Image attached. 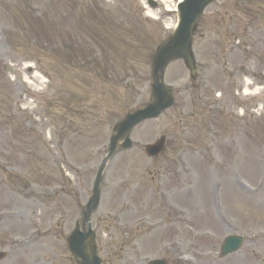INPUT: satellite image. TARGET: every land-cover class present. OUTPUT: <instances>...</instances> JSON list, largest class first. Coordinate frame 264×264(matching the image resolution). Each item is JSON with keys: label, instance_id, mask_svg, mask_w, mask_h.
<instances>
[{"label": "rangeland", "instance_id": "rangeland-1", "mask_svg": "<svg viewBox=\"0 0 264 264\" xmlns=\"http://www.w3.org/2000/svg\"><path fill=\"white\" fill-rule=\"evenodd\" d=\"M205 7L195 72L170 63L173 105L105 169L88 240L101 264H264V0ZM162 8L154 19L143 0H0V264H78L68 239L111 137L154 100L153 61L178 20ZM232 233L247 242L221 259Z\"/></svg>", "mask_w": 264, "mask_h": 264}, {"label": "water", "instance_id": "water-1", "mask_svg": "<svg viewBox=\"0 0 264 264\" xmlns=\"http://www.w3.org/2000/svg\"><path fill=\"white\" fill-rule=\"evenodd\" d=\"M209 0H186L184 4L180 7L181 10V26L179 30L176 32L171 41L166 44L164 47L159 50V54L156 62V70L154 77V89L159 98V104L153 105L148 109L138 112L136 115L130 116L120 129V136L131 126L140 121L144 117H151L154 114L158 113V109L161 106H167L170 104V100L168 101L167 94L165 93V89L163 85L160 83V79H162V73L159 75L158 70H163V67L168 59L175 55H185L186 60L190 62L188 43L190 39V34L192 31L193 23L196 21L199 13L202 10V6L205 5ZM94 200L89 204V210L86 212L85 219L88 216V212L90 209L94 208Z\"/></svg>", "mask_w": 264, "mask_h": 264}, {"label": "bare ground", "instance_id": "bare-ground-1", "mask_svg": "<svg viewBox=\"0 0 264 264\" xmlns=\"http://www.w3.org/2000/svg\"><path fill=\"white\" fill-rule=\"evenodd\" d=\"M165 3H167V4H170L169 6H172V0H163ZM147 9V8H146ZM147 14H148V16H151L152 18H157V16H156V11H154V10H150V9H147ZM170 26V22H169V20H167V27H169ZM249 84H246V87L248 86ZM256 90H260L259 88H256L255 89V91ZM246 93H247V91H246ZM210 192H211V190H210Z\"/></svg>", "mask_w": 264, "mask_h": 264}]
</instances>
